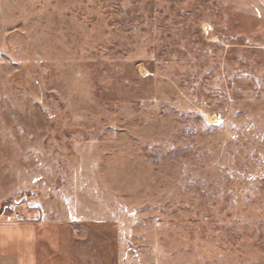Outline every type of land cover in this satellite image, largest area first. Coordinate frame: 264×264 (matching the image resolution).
<instances>
[{"label": "rangeland", "instance_id": "1", "mask_svg": "<svg viewBox=\"0 0 264 264\" xmlns=\"http://www.w3.org/2000/svg\"><path fill=\"white\" fill-rule=\"evenodd\" d=\"M0 195L36 264H264V0H0Z\"/></svg>", "mask_w": 264, "mask_h": 264}, {"label": "crops", "instance_id": "2", "mask_svg": "<svg viewBox=\"0 0 264 264\" xmlns=\"http://www.w3.org/2000/svg\"><path fill=\"white\" fill-rule=\"evenodd\" d=\"M1 200V195H0ZM34 232L0 217V264H36Z\"/></svg>", "mask_w": 264, "mask_h": 264}, {"label": "built area", "instance_id": "3", "mask_svg": "<svg viewBox=\"0 0 264 264\" xmlns=\"http://www.w3.org/2000/svg\"><path fill=\"white\" fill-rule=\"evenodd\" d=\"M8 219H12V216L10 215Z\"/></svg>", "mask_w": 264, "mask_h": 264}]
</instances>
